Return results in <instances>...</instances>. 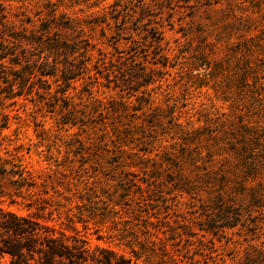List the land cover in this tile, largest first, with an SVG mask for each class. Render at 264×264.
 Listing matches in <instances>:
<instances>
[{
  "label": "rangeland",
  "instance_id": "obj_1",
  "mask_svg": "<svg viewBox=\"0 0 264 264\" xmlns=\"http://www.w3.org/2000/svg\"><path fill=\"white\" fill-rule=\"evenodd\" d=\"M53 15L73 27L56 34L91 44L89 74L68 93L79 111L89 93L129 111L74 125L54 81L15 97L0 82V158L30 172L34 199L51 198L50 223L129 257L133 243L155 245L154 264H264V0H0V37ZM104 56L159 76L128 95L99 74ZM112 127L139 136L121 147ZM28 203L4 206L27 215Z\"/></svg>",
  "mask_w": 264,
  "mask_h": 264
},
{
  "label": "trees",
  "instance_id": "obj_2",
  "mask_svg": "<svg viewBox=\"0 0 264 264\" xmlns=\"http://www.w3.org/2000/svg\"><path fill=\"white\" fill-rule=\"evenodd\" d=\"M54 20H60V15L51 16L46 23H43L40 30L29 31L28 35L22 34L24 30L10 29L1 34L0 82L6 79L11 80L10 83L4 82L8 89V96L15 97L22 92L27 93L32 84L38 81H44L47 84L49 81H54L55 94L59 98H67L70 102L66 107L61 106L63 112L60 116L68 118L71 124L89 126L86 123L95 115L109 114L126 118L129 111L126 106L129 107V105L125 101L121 103L123 107L120 110L115 107L108 108L102 101L95 98L93 100L92 93H89L88 101L82 102L85 113L79 111V103L69 97L68 93L74 83L89 74L91 65L89 61L93 56L91 44H88L89 40L83 36L65 39L56 34L54 28L63 27L73 30V27L68 25L64 27ZM14 42H20V47L12 46L11 43ZM35 46L40 49L38 57L24 61L21 50ZM105 57L96 60L97 63L99 62V74L108 83L122 88V91H126L128 95L133 96L138 92L144 95L146 91H141L142 88L156 82L159 76L157 69L149 68L142 61H139L141 65L139 68L135 63H133L135 65H132V62L128 63L126 58H123L119 65L110 66L113 60ZM49 89L51 87L47 86V89L43 90L47 94ZM84 120H86L85 124ZM130 127L146 129L145 125L139 124L136 127ZM118 132L121 135V147L127 146L126 141L136 140L139 136V133L124 135ZM236 153L241 155L242 148L240 150L236 148ZM0 163V263L4 257L8 256L9 264H141V260L144 264H154L151 261L158 249L155 245L154 248H147L139 243L138 245L143 246L141 247L143 253H141L134 249L135 243H133L129 245V248L134 256L129 257L110 247L92 246L77 232L76 228L70 225L62 224L58 227L51 224V221H55L53 210L49 209L53 206L50 204L52 200L43 196L34 199V194L31 193L37 183L30 172L9 160L0 158ZM8 165L12 167L8 168ZM46 190H43L45 194L48 193ZM18 199L28 201L26 206L30 210L36 206L35 211L23 215L4 206L6 202L9 205L18 204ZM67 217L70 220L69 213ZM63 226L66 227L63 228Z\"/></svg>",
  "mask_w": 264,
  "mask_h": 264
}]
</instances>
